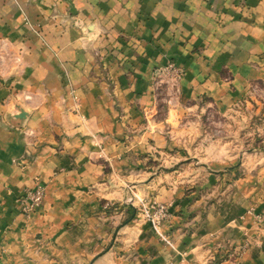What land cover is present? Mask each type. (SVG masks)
Returning <instances> with one entry per match:
<instances>
[{
  "label": "crops",
  "instance_id": "0c3cea01",
  "mask_svg": "<svg viewBox=\"0 0 264 264\" xmlns=\"http://www.w3.org/2000/svg\"><path fill=\"white\" fill-rule=\"evenodd\" d=\"M0 41V264H264L261 199L244 177L218 205L198 194L196 172L229 167L222 146L172 126L264 92V0H0ZM132 195L167 217L133 218Z\"/></svg>",
  "mask_w": 264,
  "mask_h": 264
},
{
  "label": "rangeland",
  "instance_id": "374dc122",
  "mask_svg": "<svg viewBox=\"0 0 264 264\" xmlns=\"http://www.w3.org/2000/svg\"><path fill=\"white\" fill-rule=\"evenodd\" d=\"M248 96L246 102L224 112L203 107L198 113L179 116L172 126L181 138H187V145H196L198 148L222 146V160L229 166L221 172L223 184L220 185L219 177L211 175L212 183L200 185L204 174L202 171L196 172L194 178L189 179V184L195 186L198 194L208 196L209 201L218 205V200L233 190L232 182L244 177L253 187L252 192L261 199L264 210V114L261 115L259 111L264 108V92L251 88ZM253 209L249 205L247 212L252 213ZM132 215L133 218L142 219L138 211L132 210ZM107 236L109 238L111 234Z\"/></svg>",
  "mask_w": 264,
  "mask_h": 264
},
{
  "label": "built area",
  "instance_id": "2783aa9c",
  "mask_svg": "<svg viewBox=\"0 0 264 264\" xmlns=\"http://www.w3.org/2000/svg\"><path fill=\"white\" fill-rule=\"evenodd\" d=\"M3 48L4 43L0 41V64L4 56H6ZM181 74V68H179L173 62L169 61L157 70L156 77L158 79V82L162 81V84L169 91H171L177 84ZM42 195L43 187L40 185H36L32 188H25L17 197V201L20 205L21 211L26 214L36 208L41 202ZM132 197L134 196L132 195L126 197L125 203L131 206L134 211H138L140 217L146 221H149L151 224H153V226H158L160 221L167 217L168 211L165 204L142 199H137L136 204H133ZM252 218L253 228L256 232L253 238L254 241L259 242L264 237V210L253 214Z\"/></svg>",
  "mask_w": 264,
  "mask_h": 264
},
{
  "label": "trees",
  "instance_id": "16d2710c",
  "mask_svg": "<svg viewBox=\"0 0 264 264\" xmlns=\"http://www.w3.org/2000/svg\"><path fill=\"white\" fill-rule=\"evenodd\" d=\"M259 145V144H258ZM261 147H263V146H261ZM248 150H249V148H248ZM104 211H105V213H109L110 212V207L108 208H104ZM112 238H111V236H110V239L107 241V243L106 244H104L105 246H104V249H106L107 248V246H108V244L110 243V240H111Z\"/></svg>",
  "mask_w": 264,
  "mask_h": 264
},
{
  "label": "water",
  "instance_id": "95a60500",
  "mask_svg": "<svg viewBox=\"0 0 264 264\" xmlns=\"http://www.w3.org/2000/svg\"><path fill=\"white\" fill-rule=\"evenodd\" d=\"M16 116H17V117H22L23 114H22V112L20 111L19 114H17Z\"/></svg>",
  "mask_w": 264,
  "mask_h": 264
}]
</instances>
